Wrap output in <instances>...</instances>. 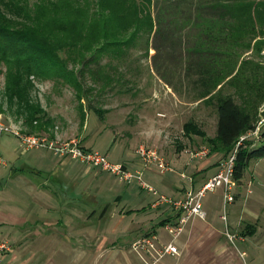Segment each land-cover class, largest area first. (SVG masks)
Returning a JSON list of instances; mask_svg holds the SVG:
<instances>
[{
	"label": "rangeland",
	"instance_id": "1",
	"mask_svg": "<svg viewBox=\"0 0 264 264\" xmlns=\"http://www.w3.org/2000/svg\"><path fill=\"white\" fill-rule=\"evenodd\" d=\"M13 1L18 5L34 2ZM13 1L0 0V12L19 21L18 11L9 12L3 4ZM223 1L231 3V0H155L152 10L159 30L143 35L122 60L113 59V63L102 68L103 73L111 76L110 82L104 84L102 79L94 82L86 68L81 77L80 102L70 84L45 79L34 70L23 71L17 59L11 68L1 62L0 120L23 134L48 140L80 139L86 147L106 153L112 161H124L131 169L141 163L136 153L140 145L154 148L176 171L160 173L151 164L142 168L143 180L158 193L180 196L176 191L186 181L178 171L193 173L196 182H200L212 170L214 173L219 160L230 153L221 150L208 153L203 159L190 160L187 152L203 146L209 149L211 143H216L217 100L230 95L258 119L256 130L244 133L246 138L242 142L250 141L247 147L259 143L264 128V0H242L252 5L246 13L235 17L220 16L219 7L207 8ZM106 60L102 58L101 63ZM68 67L73 66L69 63ZM78 67L73 68L78 72ZM30 77L53 82L54 87L42 101L37 98L32 102L29 93L34 85ZM80 103L85 113L83 121ZM188 119H195L206 134L187 137L182 125ZM0 152L7 165L12 163L15 167H34L35 159L42 157L55 164L60 158L45 147L24 148L21 139L12 132L2 135ZM176 158L179 160L175 161ZM135 162L136 167L132 166ZM4 169L0 165V174ZM86 173L88 177L98 175L103 189L98 191L91 185L82 193L84 197L75 199L74 203L86 208V214L65 215L68 229L64 231L75 237L84 234L89 240L80 248L98 254L100 264H151L155 252L143 239L156 235L153 242L158 248L160 240L170 237L161 222L171 213L170 205L152 207L156 197L135 180L126 183L92 166ZM4 184L7 192L31 188L25 177L9 179ZM74 188L78 193L81 190L77 184ZM218 191L222 193L217 188L207 191L202 198L210 212L217 207L213 220L208 219L209 215L204 219L193 218L175 241L179 254L166 255L159 264H264V156L250 159L242 178L234 185L230 205H242L243 212L237 210L229 216L227 206L224 220L222 202L218 205L215 196ZM66 194L71 195L69 192L58 195ZM90 195L96 200H89ZM247 195L254 200L253 204L245 201ZM42 201L44 209L54 207V216L59 215L52 196L45 193ZM26 204L21 203L23 207ZM93 209L98 212L104 209L99 223H89L88 214ZM252 211L258 217L256 230L251 224L254 220L249 218ZM84 222L86 227L74 229ZM57 228L62 230L59 225ZM90 239L94 243L91 246ZM60 255L56 254L52 263L81 264L76 254L70 255L68 262H58Z\"/></svg>",
	"mask_w": 264,
	"mask_h": 264
},
{
	"label": "trees",
	"instance_id": "2",
	"mask_svg": "<svg viewBox=\"0 0 264 264\" xmlns=\"http://www.w3.org/2000/svg\"><path fill=\"white\" fill-rule=\"evenodd\" d=\"M3 4L9 12L17 10L21 20L13 21L0 12V63L11 68L17 59L23 71L34 70L45 79L68 83L76 89L79 102L83 98L81 77L86 68L94 82H110L111 76L102 68L113 63V59L122 60L143 35L159 30L152 10L155 0H34L30 5ZM251 5L231 0L207 8L219 7L220 16L235 17L246 13ZM104 57L107 60L101 63ZM69 63L79 66V71L69 68ZM79 109L83 121L81 103ZM215 111L216 143L209 146L210 154L230 152L241 135L257 127L258 119L230 95L217 100ZM183 132L187 137L206 134L193 121L183 124ZM260 135L261 140L253 147H247L250 141L239 144L233 172L236 181L242 178L250 159L264 156V128ZM168 217L169 214L161 222Z\"/></svg>",
	"mask_w": 264,
	"mask_h": 264
},
{
	"label": "crops",
	"instance_id": "3",
	"mask_svg": "<svg viewBox=\"0 0 264 264\" xmlns=\"http://www.w3.org/2000/svg\"><path fill=\"white\" fill-rule=\"evenodd\" d=\"M187 121L195 122L197 126L206 133L195 119H188ZM18 145L15 146L14 149L18 148ZM51 152L53 153L52 150ZM54 155L57 156L56 154ZM174 160L178 161L179 159L176 158ZM35 162L34 167H15L12 163L7 165L6 160L3 164L5 169L0 174V242L5 241L9 248L3 251L1 255L2 261L16 264H58L52 263V259L56 254H61V259L59 258L58 262L62 261V263L63 261L68 262L70 260V255L76 254V260L81 262V264H100V257L98 254L89 253L80 248V246H86L87 240H89L84 234H78L77 237H75L64 231L68 229V224L65 223L64 217L65 215L72 216V214L74 215L75 213L86 214V208H83L80 204L74 203V201H76L75 199L77 198L79 199L82 195L84 197L82 193H85L91 185H94L95 189H98V191H102L103 182L101 178L96 174L88 177L86 173L87 168L91 166L68 157L58 158L55 164H51L48 162V158L44 157H42V159H35ZM121 162L125 163L124 161ZM136 165L137 162L133 163L132 166L136 167ZM8 166L9 168H7ZM54 167L64 172L62 174L56 173L57 170L55 171ZM49 168L52 170H49ZM195 168L198 170L197 166ZM81 170L83 173H81ZM211 174H213V170L212 173L207 175L210 176ZM20 177H25L31 188L23 192L15 190L7 192V189L4 188V183L9 179L17 180ZM251 177L254 178V176H249V178ZM200 182H195V185L198 186ZM75 184L81 189L79 193L78 190L74 188ZM187 186L188 184L186 183L185 186L179 189L180 192L175 188V191L177 190L176 193L178 192V194L181 195ZM61 192H69L71 195H58ZM45 193L52 196L57 202L59 215L56 217L54 216V207H48L47 209L43 207L44 201L42 200ZM91 196L92 195L88 196V199H93L95 201L96 198ZM215 196L218 200V205H220L222 202L221 191H218ZM246 200L248 203H251V201L254 202L248 195L245 201ZM23 201L28 203L24 207L21 205ZM255 204L257 203L255 202ZM108 205L109 203L104 209ZM242 207V205L235 207V203L229 204V216L237 210L243 212ZM203 208L206 216L209 215L208 219L213 220L212 217L217 207L215 206L210 212L209 208L204 207L203 203ZM104 209L101 212H98L97 209H93L90 214H88L89 217L91 216L89 223H99L100 218H102L100 215ZM249 216L250 219L254 220V223H249L254 224V230H256L258 217L253 211ZM85 224L87 223L84 222L82 226L78 225L74 229L86 227ZM58 225L62 230L57 228ZM214 242L218 243L216 241ZM93 244L94 243L90 239V246Z\"/></svg>",
	"mask_w": 264,
	"mask_h": 264
},
{
	"label": "built area",
	"instance_id": "4",
	"mask_svg": "<svg viewBox=\"0 0 264 264\" xmlns=\"http://www.w3.org/2000/svg\"><path fill=\"white\" fill-rule=\"evenodd\" d=\"M255 130L256 129L252 131ZM9 132L18 136L26 149L32 147H45L52 150L53 153L59 157H68L89 164L96 169L113 174L119 180L126 183L135 180L142 188L146 189L156 197L151 203V206L154 208L159 207L164 203H168L172 210L168 219L164 222V227L170 234V237L167 240H160V246L158 248L155 247L153 242V239H157L156 235H152L151 238L148 237L143 239L154 249L155 252L151 264H159L161 258L166 255L179 254V247L175 243L178 236L185 230L193 218L198 217L204 219L206 216L202 198L207 191H215L217 188H221L223 207L222 218L226 220L227 206L234 200L233 188L237 182L233 177L236 152L239 144L246 138L244 134L241 135L230 153L219 160L216 171L202 180L198 186L195 185L196 179L193 173L178 171V175L181 179L186 181L188 186L185 187L184 192L180 196L174 198L158 193L155 188L143 180L142 168H146L151 164H154L160 173L176 171L170 165V162H168L165 157L162 154H159L154 148L140 145L137 148L136 153L141 163H139V166L136 169H131L126 163L110 160L106 153L86 147L80 139H71L63 142L48 140L35 135L23 134L18 129L7 125L0 120V138L3 134ZM187 152L190 160H193L194 158L203 159L208 154L209 149L203 146L199 149H187ZM4 163L5 160L0 152V165H3ZM8 248L9 246L5 241L0 242V264H16L2 261L1 255L3 251Z\"/></svg>",
	"mask_w": 264,
	"mask_h": 264
},
{
	"label": "clouds",
	"instance_id": "5",
	"mask_svg": "<svg viewBox=\"0 0 264 264\" xmlns=\"http://www.w3.org/2000/svg\"><path fill=\"white\" fill-rule=\"evenodd\" d=\"M33 80L34 88L30 91L29 95L32 98V102H35L37 98L41 101L46 93L51 92L54 84L52 81H37L34 77H30Z\"/></svg>",
	"mask_w": 264,
	"mask_h": 264
}]
</instances>
